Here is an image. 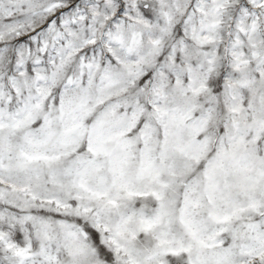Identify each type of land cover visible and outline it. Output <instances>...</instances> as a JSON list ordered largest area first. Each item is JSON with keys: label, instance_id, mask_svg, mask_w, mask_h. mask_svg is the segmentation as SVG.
I'll return each mask as SVG.
<instances>
[{"label": "snow or ice", "instance_id": "1", "mask_svg": "<svg viewBox=\"0 0 264 264\" xmlns=\"http://www.w3.org/2000/svg\"><path fill=\"white\" fill-rule=\"evenodd\" d=\"M0 264H264V0H0Z\"/></svg>", "mask_w": 264, "mask_h": 264}]
</instances>
